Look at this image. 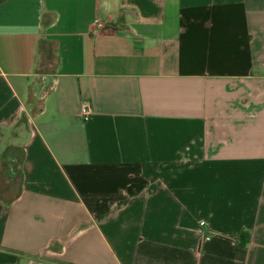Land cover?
Here are the masks:
<instances>
[{"label": "crops", "instance_id": "crops-1", "mask_svg": "<svg viewBox=\"0 0 264 264\" xmlns=\"http://www.w3.org/2000/svg\"><path fill=\"white\" fill-rule=\"evenodd\" d=\"M0 264H264V0H0Z\"/></svg>", "mask_w": 264, "mask_h": 264}, {"label": "rangeland", "instance_id": "rangeland-1", "mask_svg": "<svg viewBox=\"0 0 264 264\" xmlns=\"http://www.w3.org/2000/svg\"><path fill=\"white\" fill-rule=\"evenodd\" d=\"M44 48L42 52L40 66L38 68L39 73L36 76L37 84H35V86H36V89L43 88L44 90H46L47 88L50 87V84H49L50 75L47 73L54 69L56 58H55V47L52 44L46 43Z\"/></svg>", "mask_w": 264, "mask_h": 264}, {"label": "built area", "instance_id": "built-area-1", "mask_svg": "<svg viewBox=\"0 0 264 264\" xmlns=\"http://www.w3.org/2000/svg\"><path fill=\"white\" fill-rule=\"evenodd\" d=\"M92 114H93V109H92L91 105L87 102L83 103V105L81 107V116H82L83 120L84 121L89 120ZM201 224L204 225L205 222L202 221ZM206 239H209V236H206Z\"/></svg>", "mask_w": 264, "mask_h": 264}, {"label": "trees", "instance_id": "trees-1", "mask_svg": "<svg viewBox=\"0 0 264 264\" xmlns=\"http://www.w3.org/2000/svg\"><path fill=\"white\" fill-rule=\"evenodd\" d=\"M246 235H247V232H243L241 236L243 245H246V243H248V239L246 241H243V238H245Z\"/></svg>", "mask_w": 264, "mask_h": 264}]
</instances>
